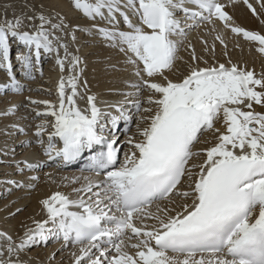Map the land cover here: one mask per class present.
Wrapping results in <instances>:
<instances>
[{
    "label": "snow or ice",
    "instance_id": "1",
    "mask_svg": "<svg viewBox=\"0 0 264 264\" xmlns=\"http://www.w3.org/2000/svg\"><path fill=\"white\" fill-rule=\"evenodd\" d=\"M229 2L243 3L260 16L250 0ZM258 2L264 9V0ZM72 4L89 19L106 21L105 26L93 28L132 66L138 78L131 85L132 94L142 96L146 90L149 95L131 103L137 112L150 115L141 116L146 126L137 124L140 139L128 136L123 141L132 150L121 160L122 142L116 130L121 119L132 117L114 105L119 114L111 117V126L101 123L104 113L96 96L79 91L75 71L80 59L57 35L66 27L63 19L55 23L43 12L14 14L12 19L0 16V71L7 75L0 92L23 90L13 71V42L24 49L15 59L29 77L43 54L56 55L61 73L67 63L73 74L60 77L58 103L30 100L46 106L37 116L53 118L44 151L49 159L64 161L92 152L90 168L104 174L98 181L84 177L86 183L73 189L76 198L58 191L41 200L47 219L35 221V228L27 229L18 241L0 232L6 245H0V264H29L24 256L37 242L47 241L48 234L81 245L78 254H72L73 264H264V112L254 109L264 108V73L258 76L236 64L199 67L202 58L193 48L191 61L197 66L189 65L188 74L178 82L167 75L178 71V38L186 36L179 13L194 21L220 22L255 44L261 56L264 34L236 25L222 0H72ZM129 12L138 23H133ZM121 20L127 30L117 27ZM216 39L227 47L222 34ZM205 50L214 52L215 45ZM78 99L86 101L84 108ZM14 111L13 105L0 114ZM217 121L224 131L215 128ZM204 130L218 133L216 143L201 150L206 157L202 163L190 166L193 156L200 155L192 148ZM46 131L44 124L36 128L41 144L39 138ZM97 146L102 150L97 152ZM185 179L188 189L181 190L178 186ZM173 196L182 202L176 204ZM163 199L176 207L157 206L152 212L151 206ZM150 220L158 227L149 226Z\"/></svg>",
    "mask_w": 264,
    "mask_h": 264
},
{
    "label": "bare ground",
    "instance_id": "2",
    "mask_svg": "<svg viewBox=\"0 0 264 264\" xmlns=\"http://www.w3.org/2000/svg\"><path fill=\"white\" fill-rule=\"evenodd\" d=\"M6 1H4L5 3H0V16L6 15L9 19H12L14 14L24 13L27 16L40 12L52 18L55 23H59L60 19H63L66 27L63 31L57 32V35L61 37L63 43L68 45V51L80 59V64L75 71L79 78V91L85 96L95 95L97 106L103 107L112 101V104L116 105L117 103L122 106L126 110V115H131L132 119L130 121L126 122L121 119L116 130V134L122 142L120 146L121 148L124 147V153L130 152L132 150L131 146L123 143L128 138V130L127 128L125 129V126H131L138 116V112L131 102L137 99L145 101L149 93L145 90L142 96L132 94L135 93V89L131 85L138 83V78L133 74L132 66L127 63L126 57L118 48L109 46L93 28L94 24L105 26L106 21H94L83 16L74 9L72 0H42V2L39 1L41 6L37 5L36 0H30L31 3L23 0ZM222 2L227 4V11L233 16L236 25L264 34V22H262L264 21V9L261 8L258 0H250V2L253 3L257 12L260 13L259 18L254 16L243 3L233 5L229 0H222ZM34 23H38V21ZM185 23L186 36L178 38L181 41L177 54L180 58L177 60L178 71L167 74L170 80L174 82L182 80L188 74V65L197 66L192 64L191 54H189V51H192V47L195 49L196 55L202 58L198 65L199 67L214 66L219 63H223L226 66L236 64L241 68L254 70L258 76L264 73V56L255 51V44L231 33L218 21L214 24H209L206 21H194L191 19ZM117 27L127 30L122 20L117 24ZM78 28L85 31L87 36L85 37L76 32ZM218 34L223 35L225 43L228 40L227 50L216 39ZM73 36L75 37L74 40ZM205 41L207 44H205ZM189 45L192 47L189 48ZM212 45L216 46L215 59L208 58L212 56L208 55L205 50ZM15 46H18V44H15ZM210 53L212 54L213 52ZM225 53H229V60L225 57ZM43 55L47 57L44 58V61L49 59L52 65L47 66L45 74H43L42 68L40 70L39 67L34 66L31 77H29L24 72V69L16 65L17 61H15L13 63V71L17 79L21 80L19 82L23 90L19 93L11 90L0 92V113H5L13 105L15 106L14 112L8 115L0 114V186L5 185L9 188L10 184L13 183H8V181L16 182L14 183L16 188H14L13 193L9 192L12 191L10 190L13 189L12 187L3 190H1L2 187L0 188V192H3V199L0 200V232L11 236L14 241H18L27 229L35 228V221L47 219V214L42 210L40 204L41 200L58 191L76 198L73 189L80 188L86 183L84 177L98 181L102 180L104 176L103 173H96L90 168V165H88V163H91L89 156H85V159L82 156L79 159L69 161L67 166L64 167L47 164L36 165L35 160L37 157L46 159L44 149L47 146V136L52 131L51 123L53 118L50 116H37L36 112L45 111L46 106L42 103L31 104L30 100L58 103L57 84L60 77L62 75L67 77L73 74L69 72L67 63L65 71L61 73L56 64V55L54 53ZM63 55L64 50L60 49V56L63 57ZM241 58H244L242 63ZM203 61H207V64ZM14 64L16 67H14ZM0 78L7 82L5 72L0 71ZM35 79H37V82L33 83ZM125 94L129 95L126 96ZM78 104L81 108H84L86 101L78 99ZM144 105L149 107L146 103ZM152 107L154 108L155 106ZM108 111L111 112L112 110ZM257 112H264V108L259 106ZM41 124H44L47 128L44 136L39 138L44 141L43 144L39 143L38 138L35 136L37 126ZM104 124L110 127L109 123ZM215 125L218 126L220 131H224L219 121ZM19 129H23V131L21 132ZM211 132L212 130H204L199 139L204 133ZM104 134L108 135L107 129ZM212 135L213 138H204V142L199 141L194 144L192 151L194 153L199 152L200 155H194L195 159L190 160L194 161L192 164H200L204 161L206 157L201 150L216 143L218 133L215 132ZM14 137L16 138L13 139ZM136 139H140V137ZM88 154H92V152H88ZM86 159L87 162H85ZM190 161L189 165L191 166ZM38 162L40 163V161ZM57 163L59 165L62 164L61 161ZM28 165H32V167L30 168ZM197 170L194 169L193 171ZM33 177H38V179H32ZM76 179L79 182L73 183V180ZM30 181L31 183H29ZM29 185H32V187H29ZM179 187L181 190H187V180H183ZM171 200L176 201V204L182 202L177 196L171 197ZM157 206L161 208L176 207L169 199H163L155 202L150 210L155 213ZM17 209H20V211L18 212ZM147 223L149 226L158 227L155 220L147 221ZM46 227H51V224ZM48 235L47 241L37 242L33 245L27 255L24 256V259L28 260L29 264H73L74 257L72 254H78L81 245L65 242L61 240L60 236ZM0 245L6 247L3 241H0ZM129 251L134 250L129 249Z\"/></svg>",
    "mask_w": 264,
    "mask_h": 264
},
{
    "label": "rangeland",
    "instance_id": "3",
    "mask_svg": "<svg viewBox=\"0 0 264 264\" xmlns=\"http://www.w3.org/2000/svg\"><path fill=\"white\" fill-rule=\"evenodd\" d=\"M4 1H6V0H1L0 1V3H3ZM8 1H10V0H7L6 2H8ZM24 2H29V3H31V1L29 0H23ZM39 1H41L42 2V0H36V2H37V5L38 6H41V2H39ZM5 3V2H4ZM76 32H78V33H80V34H82L83 36H87V34H86V32L85 31H83V30H81L80 28H78L77 29V31ZM226 45H227V47L225 48L226 50L228 49V40L226 41ZM216 47V46H215ZM192 49H193V47H192ZM191 52L192 51H189V54H191ZM207 53H208V55H210V56H212V57H208V58H213V59H215V57H216V51H214L212 54L209 52V51H207ZM226 58H227V60H229V53L228 54H226V56H225ZM94 59V58H93ZM206 59V58H205ZM243 60H244V58H241V63L243 62ZM187 62V61H186ZM191 63V62H190ZM191 65V64H190ZM47 66H52L51 64H50V62H49V59L48 60H46V62L44 63V65H43V74H45L44 72L47 70ZM187 69H189V65H188V67H187ZM36 83L37 82V79H35V80H33V83ZM29 87H31V86H29ZM145 106V105H144ZM145 107H147V106H145ZM259 106H254V109H255V111H257V108H258ZM147 115H150L149 113H144L143 111H140V112H138V116L135 118V120H134V122L132 123V125L131 126H125V129L127 128V130H128V132H127V135L128 136H134L135 138H138L139 136L137 135V124H139L140 125V127H144V126H146V122L145 121H142L141 120V116H147ZM127 122V121H126ZM125 123V122H124ZM215 128H218V126L217 125H215ZM130 130V131H129ZM215 132L214 131H212L211 133H204V135H202L201 137H200V139H199V141H202V142H204V138H206V139H208V138H213V135L212 134H214ZM206 134V135H205ZM16 137H14L13 139H15ZM15 141V140H14ZM11 143H13V142H11ZM200 145H202V144H200ZM125 146V145H124ZM122 154H121V160H122V158H123V154H124V147L122 148V152H121ZM193 159H195L194 158V156H193V158H192V160ZM194 161H190V163L192 164ZM197 163H198V161H197ZM193 165V164H192ZM194 169H192V171H193ZM29 183H31V181L29 182ZM2 187V189L1 190H3V189H9V188H13V189H10V190H12V191H9L10 193H13V191L15 190L14 188H16V187H14V184H10V186H9V188H8V186H0V188ZM2 193L3 192H0V200L1 199H3V197H2Z\"/></svg>",
    "mask_w": 264,
    "mask_h": 264
}]
</instances>
